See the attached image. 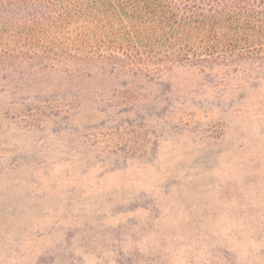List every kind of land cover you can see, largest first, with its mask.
I'll return each instance as SVG.
<instances>
[{
    "label": "rangeland",
    "instance_id": "374dc122",
    "mask_svg": "<svg viewBox=\"0 0 264 264\" xmlns=\"http://www.w3.org/2000/svg\"><path fill=\"white\" fill-rule=\"evenodd\" d=\"M203 77L171 70L158 117L109 83L73 121L5 118L32 106L1 97L0 264H264V88L237 99Z\"/></svg>",
    "mask_w": 264,
    "mask_h": 264
},
{
    "label": "trees",
    "instance_id": "16d2710c",
    "mask_svg": "<svg viewBox=\"0 0 264 264\" xmlns=\"http://www.w3.org/2000/svg\"><path fill=\"white\" fill-rule=\"evenodd\" d=\"M178 67L198 70L205 84L237 99L257 94L264 88V0H0V98L32 106L7 108L5 118H82L81 109L104 108L99 89L108 83L134 98L132 115L149 106L162 116L173 100L164 78ZM253 103V118L264 121V96ZM240 221L255 236L254 218ZM169 256L163 264H184Z\"/></svg>",
    "mask_w": 264,
    "mask_h": 264
}]
</instances>
